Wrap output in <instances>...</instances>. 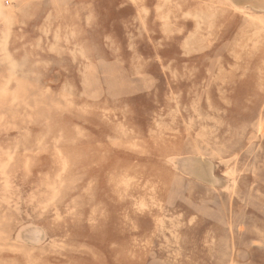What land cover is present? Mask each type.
<instances>
[{
  "label": "rangeland",
  "instance_id": "rangeland-1",
  "mask_svg": "<svg viewBox=\"0 0 264 264\" xmlns=\"http://www.w3.org/2000/svg\"><path fill=\"white\" fill-rule=\"evenodd\" d=\"M0 264H264V0H0Z\"/></svg>",
  "mask_w": 264,
  "mask_h": 264
}]
</instances>
